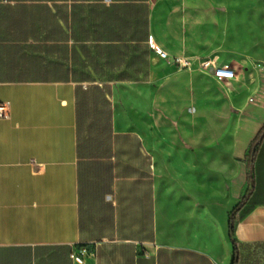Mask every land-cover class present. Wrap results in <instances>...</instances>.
Listing matches in <instances>:
<instances>
[{"label": "crops", "instance_id": "0c3cea01", "mask_svg": "<svg viewBox=\"0 0 264 264\" xmlns=\"http://www.w3.org/2000/svg\"><path fill=\"white\" fill-rule=\"evenodd\" d=\"M78 88L109 134L78 138ZM0 103V264H230L247 192L237 264H264V0H0Z\"/></svg>", "mask_w": 264, "mask_h": 264}, {"label": "trees", "instance_id": "16d2710c", "mask_svg": "<svg viewBox=\"0 0 264 264\" xmlns=\"http://www.w3.org/2000/svg\"><path fill=\"white\" fill-rule=\"evenodd\" d=\"M90 118L94 120L91 125L95 123L99 125L102 133H110L111 105L104 96L103 92L99 88H95L90 91H80L78 88V138H81V135L84 131L83 129L85 125L88 124L86 121ZM263 132L264 126L260 130L259 135H261ZM259 135L257 136V139ZM251 154L252 156L254 155L253 152L250 153V155ZM248 196L249 192L243 196V198L234 206L228 215V235L233 250L232 264L235 263V256L237 255L236 240L234 238L236 215L242 209Z\"/></svg>", "mask_w": 264, "mask_h": 264}, {"label": "built area", "instance_id": "2783aa9c", "mask_svg": "<svg viewBox=\"0 0 264 264\" xmlns=\"http://www.w3.org/2000/svg\"><path fill=\"white\" fill-rule=\"evenodd\" d=\"M155 53L162 59H167V54L162 51L159 47H153ZM172 62L180 69H190L192 67V62L183 57H172ZM201 70L210 72L212 76L221 80V79H232L234 77V72L231 67L228 65H218L214 58H206L200 63ZM7 114L6 105L0 103V119L4 118ZM95 244L93 248L87 244H80L75 247H72L70 251V258L75 264H86L87 260L90 257L94 256Z\"/></svg>", "mask_w": 264, "mask_h": 264}, {"label": "rangeland", "instance_id": "374dc122", "mask_svg": "<svg viewBox=\"0 0 264 264\" xmlns=\"http://www.w3.org/2000/svg\"><path fill=\"white\" fill-rule=\"evenodd\" d=\"M145 135L148 139H150L153 143H155L157 146L162 147V144L160 143V138L158 135L155 134V132L152 130V128H150L149 125H146V131H145ZM233 258V256H232ZM259 258H263L261 256H259ZM258 260V259H257ZM238 256H235V263L237 264L238 262ZM257 262H261L260 260H258ZM232 264V259H231V263Z\"/></svg>", "mask_w": 264, "mask_h": 264}]
</instances>
